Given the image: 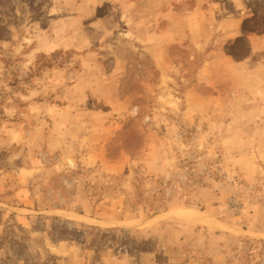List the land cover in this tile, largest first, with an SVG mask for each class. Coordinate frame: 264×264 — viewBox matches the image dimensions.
I'll return each mask as SVG.
<instances>
[{"label": "rangeland", "instance_id": "374dc122", "mask_svg": "<svg viewBox=\"0 0 264 264\" xmlns=\"http://www.w3.org/2000/svg\"><path fill=\"white\" fill-rule=\"evenodd\" d=\"M0 264H264V0H0Z\"/></svg>", "mask_w": 264, "mask_h": 264}, {"label": "bare ground", "instance_id": "6f19581e", "mask_svg": "<svg viewBox=\"0 0 264 264\" xmlns=\"http://www.w3.org/2000/svg\"><path fill=\"white\" fill-rule=\"evenodd\" d=\"M193 210V209H192ZM180 213H181V215H184V216H187V217H189L190 215H194V214H192V212H190V211H188V210H183V211H180ZM196 215V218L197 217H199L198 215H200V214H195ZM195 217V216H194ZM195 218V219H196ZM198 219V218H197Z\"/></svg>", "mask_w": 264, "mask_h": 264}]
</instances>
